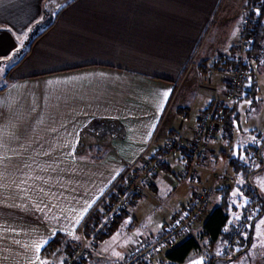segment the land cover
I'll return each mask as SVG.
<instances>
[{
    "label": "crops",
    "instance_id": "obj_1",
    "mask_svg": "<svg viewBox=\"0 0 264 264\" xmlns=\"http://www.w3.org/2000/svg\"><path fill=\"white\" fill-rule=\"evenodd\" d=\"M46 1L0 0V264H65L64 243L80 240V227L102 195L127 165L146 155L157 166L154 180L113 235L149 190H162L175 201L164 222L144 209L155 232L149 225L139 230L133 220L137 236L114 262L121 264L132 247L160 236L187 212L198 189L209 192L208 212L218 206L221 188L231 189L219 181L236 185L231 177H239L230 158L256 147L242 131L234 140L237 154L225 151L233 135L220 121L193 180L181 174L185 153L163 151L170 137L193 138L200 117L219 102L232 110L230 120L239 114L235 102L244 92L236 101L224 99L228 66L220 62L205 69L223 46L226 56L238 55L232 50L239 39L230 42L224 29L215 45L208 42L211 34L205 33L221 0H77L57 10L53 26L32 42L31 27L52 9ZM238 1L230 9L226 0L220 15L228 14L224 27L235 20L239 32L248 0H242L240 12ZM194 55L196 64L190 62ZM195 67L196 82L186 87ZM204 71L220 76L209 79L210 101L192 117L191 94L200 90ZM202 228L197 223L190 234L197 236ZM112 236L99 251L106 253L102 245Z\"/></svg>",
    "mask_w": 264,
    "mask_h": 264
},
{
    "label": "trees",
    "instance_id": "obj_2",
    "mask_svg": "<svg viewBox=\"0 0 264 264\" xmlns=\"http://www.w3.org/2000/svg\"><path fill=\"white\" fill-rule=\"evenodd\" d=\"M76 1L77 0H47L45 7L52 9L43 12L41 19H39L36 22V24L31 27V29L29 28L30 29L29 35L32 37L31 41L33 42L34 40L42 36L48 29H50L53 26L59 14L57 10H61L63 7L65 9L67 6H69L70 4ZM247 7H248V11L246 16L249 21V26L244 37L245 57L237 56L236 54H234L233 56H226V55L221 56L219 57V59L212 60L209 66H205V64L203 63L202 66H205V69L214 68V66H216L217 64L220 65V62H223L222 64L228 66L226 68V70L228 69L227 71H230L232 68L237 67L244 71H247L252 75L253 72L249 68V64L245 63V59L258 57L261 51L263 50L264 0H248ZM256 8H259L258 13L256 12ZM232 51L235 52L238 50L235 47L233 48ZM186 71L187 68L184 70L182 76L185 75ZM252 80H251V84L249 85L250 89L249 90L246 89V92H248L249 94L244 96L243 98L249 99L251 98L252 95L255 94L257 83L254 81V78ZM247 86L248 84L246 82L245 88H247ZM243 98H241L240 100H242ZM235 103H238V101ZM212 107H210L203 115H212L214 113H217L219 111L218 109H221L223 110L222 115L216 117L215 120L217 121V124H219L220 121L221 122L225 121L228 125L230 122L229 115L231 113L229 111L232 110H229L228 109L229 107H225V105L222 104L221 102H219L217 107H215L213 110L211 109ZM251 150H253V152ZM245 152H246L245 153L246 160L240 158V156L239 157L236 156L230 158L229 164L237 176L243 174L242 176L244 178L245 176L249 178V176L245 174L246 168L248 167L253 168L256 162L258 161L259 162L262 161L264 163V159L261 154L262 151L260 149H257V147H253V146L248 147L245 149ZM182 153H185V157L187 158L186 152L183 151ZM189 163L190 161L188 160L186 166H188ZM157 164L160 168H162L163 165L160 164V162H158ZM196 173L194 174V176L191 177V179H186V180H193L196 177ZM154 176L155 173L153 174V180H154ZM114 183L102 195L98 203L101 201L104 195H106L109 192V190L113 187ZM150 183H148V185ZM228 190H229L228 188L222 187L220 190L221 196L218 206H216L210 212H208L206 208V216L202 219L201 222H199V223H203L202 232L200 234H198L197 236H193L190 233H188L185 237H183L184 239L181 242H179L180 240L179 239L173 247L158 254L154 259L149 261L140 260L139 262H137V264H192L193 260L195 261L196 257L198 256H202V260L200 261L199 264H217L218 256L223 259H229V255L232 252H236L235 256H240L242 253L246 252L253 244L255 223L257 220H259L264 216V198L259 194L258 196L252 193L253 191H251V189L249 188V190L246 192L247 193V198L245 199L246 204L243 205L241 208H239L238 203L235 200L230 202V196H229L230 192H228ZM197 191H199V189ZM205 191L207 192L209 199L210 197L209 192L207 190ZM115 197H116L115 195H111L110 199L113 200ZM141 197H142L141 195L135 197L131 205V209L133 205L136 203L137 199ZM249 201H251V205L248 204ZM98 203L96 204L95 208L90 212V214L88 215V217L80 227L79 230L81 233L80 240L78 242L70 240L64 243V251H66L68 257L66 259L65 264L69 263L68 260L72 257L74 248L78 243H80L82 237H84L94 245H96L97 243H101L114 234L115 230L117 229V226L122 221V218L125 217V215L129 214V212L122 213L108 220L110 225L105 229V231H103L102 226L104 224V214L107 213L109 210L108 208L109 202L105 201L102 209L96 210ZM257 205L259 206L258 212H257ZM251 208H253V212L251 214V217L249 218V212ZM237 212L240 214V217H236V219L232 221L231 219L232 214H235ZM228 243L230 244L231 247L227 249L225 246ZM218 246H220L221 254L215 256L211 255L210 250L213 251V249H217ZM51 247L52 246L45 249L44 254L49 253L48 250H50ZM161 254L164 255L161 256ZM84 263L85 261L75 264H84Z\"/></svg>",
    "mask_w": 264,
    "mask_h": 264
},
{
    "label": "rangeland",
    "instance_id": "obj_3",
    "mask_svg": "<svg viewBox=\"0 0 264 264\" xmlns=\"http://www.w3.org/2000/svg\"><path fill=\"white\" fill-rule=\"evenodd\" d=\"M225 1L226 0L220 1V4L217 7L218 11L216 15L212 18V21L208 25L205 33L206 35L208 33V36L209 34H211L208 41L211 45L212 44L215 45L217 43L216 40L219 37H221L222 35L221 33L223 32L224 29L228 33L226 36H227V40H230V42L233 41L234 38L239 39L240 37V31L238 32V28L235 25L236 24L235 20H232V22L230 23V27H227L226 25L224 27L228 14L225 12L224 14L220 15V10L222 9ZM234 3H235L234 0H231V2L228 4L229 8ZM241 3L242 0H239L238 10H237L238 12H240ZM237 11L234 10L232 12L234 13ZM247 11L248 10H246V15H247ZM256 12L257 13L259 12V8H256ZM246 15L243 18V20L240 21L241 26L244 19L247 18ZM205 40L206 38L203 37L202 41L199 44L200 47L202 42ZM235 47L238 50L237 56L245 57L244 49L240 51L237 47V44ZM223 50H225L224 46L219 49L220 51V53L218 54L219 57L227 55L226 53L223 52ZM194 59H196V55H194L190 61L192 64L193 61H195ZM196 63H197V59L195 64ZM245 63L249 64V68L253 72L251 80L254 78L255 82L257 83L256 92L249 99L243 98L242 100L240 99L237 100L240 107L239 114H235V116H233L229 122L228 133L233 135V137L227 140L224 150L230 153L234 152V154L236 155L237 152L235 151L234 140H236L235 137H238L239 133L243 131L247 134L246 141H248L250 144H256L257 149H260L262 151V156L264 159V45H263V50L261 51L258 57L245 59ZM196 69L197 68L195 67L190 70L187 77V84L185 85L186 87L196 82L197 79ZM250 75L251 74L249 73V76ZM219 76L220 75L217 73L212 74L211 76L207 75L206 73L201 75L202 79L199 82V85H201L200 90L191 94V97L193 98V100L191 99V102L193 103L190 106L188 105L189 107H191L190 110H192L191 112L192 117H195L196 113L199 110H201V108H204L210 101L209 99L210 93L208 92V89H206L210 87L209 79L214 80L216 79V77ZM219 80L221 81V79ZM1 81H2V74L0 75V85H1ZM220 85L221 86L223 85L222 81L220 82ZM243 94L244 96H246L249 93L246 92L245 89ZM184 95L186 96L183 99H185L188 96L187 91L183 92L181 97ZM216 97L217 96L215 95L213 96V98ZM195 136H196V131H195ZM193 138L188 140H192ZM244 152L245 150L241 153V158L246 160ZM156 168L157 166L155 165L154 170H156ZM245 174L249 176V178H247L246 176L244 178L242 176L243 174L239 175L238 178H235L234 176L231 177L233 178L231 180L236 179V185H234V183L231 181H230L231 183H222L221 180L219 181V185L231 187L229 194L230 202L235 200L238 203L239 208H241L243 205L246 204L245 203V199L247 198L246 192L249 190V188L251 189V191H253L252 193H254L255 195L259 194L264 198V163L262 161L256 162L253 168L250 167L246 168ZM159 175L162 176L164 175V173L160 172ZM145 197H147L146 198L147 200H145L143 203L139 202L140 204L139 206L136 207V210H134L132 216L129 215L128 219L123 222L118 232L115 235H113L109 241H107L102 245V249L106 253H103L102 251L98 250V246L101 243H97L96 247L94 246L91 247L90 245L92 249L94 248L93 257L86 260L85 261L87 262L86 264H114V262L120 259L124 252L123 249L126 247L128 242H130L131 239H134V237L137 236L136 232H131V227L136 226L134 225V223L132 224L134 219H138L139 221L138 222L139 224L137 225L139 230H142L149 225L152 232H155L156 230V228H154L155 225L151 224L152 221L150 219H147V213L143 212L144 209H146L148 213L155 212L156 215L153 216L154 218H157V216L158 218L162 216L161 220L163 221L164 220L163 214H166V211L168 210L169 206H173L175 198L173 197V195L169 196L167 193H164V191L162 190H158L157 192L155 190H149ZM215 198L216 197H213L214 201L210 205L211 209L215 205ZM258 210H259V206L257 205V212ZM138 215L141 216L140 217L141 219L138 217ZM234 217L235 214H232V219ZM144 219H147L146 223L144 222ZM100 252L106 255L104 259L105 261H103V259L100 258ZM65 254L66 251H64V255ZM210 254L213 256L220 255L221 254L220 246H218L217 249H213V251L210 250ZM235 255L236 252L230 253L229 259H223L218 256L217 264H264V216L259 220H257L255 223L254 240L252 246L246 252L242 253L240 256H235ZM201 260H202V256H198L196 257L195 261L192 262V264H196V263L199 264Z\"/></svg>",
    "mask_w": 264,
    "mask_h": 264
},
{
    "label": "built area",
    "instance_id": "obj_4",
    "mask_svg": "<svg viewBox=\"0 0 264 264\" xmlns=\"http://www.w3.org/2000/svg\"><path fill=\"white\" fill-rule=\"evenodd\" d=\"M248 26L249 21L245 18L237 42V47L240 51L245 48L244 37ZM248 79L249 73L247 71L237 67L232 68L226 75L229 89L226 93L225 101H236L240 97L241 91H245V89L249 90V85L245 88ZM218 110L217 113L212 115H202L200 117L196 128V136L192 140H187L177 135L170 137L163 144V151L166 153L186 152L190 163L181 173L185 179H191L197 172V169L202 167L207 158L208 143L215 136L218 128L215 118L223 113V110ZM155 165L156 163L146 155H142L135 162L127 165L113 187L104 195L96 207V210L102 209L105 201L109 202V210L104 214L103 231L110 225L108 220L131 211V205L135 197L142 196L148 183L153 181ZM111 195H115L116 197L111 200ZM208 203L207 192L205 190L197 191L193 204L187 212L168 223L161 236L132 247L122 264H137L140 260L149 261L154 259L158 254L173 247L179 239L191 232L193 225L201 222L206 216ZM248 204L251 205V201ZM252 212L253 208L250 209L249 218ZM225 247L228 249L231 246L228 243ZM90 256V242L82 237L80 243L75 246L72 257L68 260V264L86 261Z\"/></svg>",
    "mask_w": 264,
    "mask_h": 264
}]
</instances>
